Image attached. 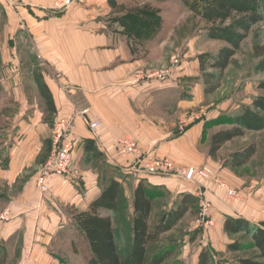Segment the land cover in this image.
<instances>
[{"label": "crops", "instance_id": "crops-1", "mask_svg": "<svg viewBox=\"0 0 264 264\" xmlns=\"http://www.w3.org/2000/svg\"><path fill=\"white\" fill-rule=\"evenodd\" d=\"M55 2L0 0V14L9 29L7 45H12L10 49H3L4 54H12L8 59L5 57L3 63L6 60L12 63L11 72L16 74L12 87L6 80L3 84L7 89L20 92V48L13 44L17 34L24 35L38 72L52 94L56 120L63 117L72 121V133L78 142L71 173L67 177L52 178L50 194L40 192L37 175L20 184V192L9 199V205L0 212L7 211L9 215L5 220L0 219V242H10L18 234L23 238L21 253L27 252L28 257L31 245L35 244L33 254L50 260L53 256L47 254L46 248L42 250L30 238H53L57 231L66 230L73 218L67 217L60 207L70 205L79 212L87 211L112 179L125 187L128 182H134L133 193L144 181L177 196L191 194L199 201L203 197L211 202L216 217L244 218L264 228V213L257 206L258 199L249 188L242 191L236 188L240 187V180L229 169H223L221 174L228 177L232 188L240 191L238 201H231L224 192H218L211 181L189 182L182 176L191 166L215 167L211 163L214 159L208 155L209 148L207 159L200 157L198 149L204 125L218 117L216 112L211 117L209 113L203 120L189 121V126L182 128L189 117L186 111L205 100V86L199 80L195 89L187 92L184 86L179 87L180 78L195 76L199 79L200 72H176L157 81L156 72L137 71L143 65V59L138 56L141 48L136 49L127 37L111 34L101 21V13L109 10L114 0H83L66 10L55 9ZM137 76H142V80L137 81ZM21 119L18 125L24 124L23 117ZM35 121L41 123L39 117ZM92 122L99 124L97 132L91 130ZM176 130L181 131L175 135ZM33 132L37 134L34 127ZM34 134L30 131L24 135L22 143L18 142L7 151L5 146L0 149V165L5 166L1 177H7L10 185L16 183L20 173L30 164L32 155L28 144L36 140ZM123 138L133 139L142 154L153 152L174 161L175 174L148 175L136 165L134 155L117 156L115 145ZM90 139L95 140L103 154L104 162L98 168L94 166L98 159L86 160L85 142ZM1 156L7 160L3 162ZM218 176L223 179L220 174Z\"/></svg>", "mask_w": 264, "mask_h": 264}, {"label": "rangeland", "instance_id": "rangeland-1", "mask_svg": "<svg viewBox=\"0 0 264 264\" xmlns=\"http://www.w3.org/2000/svg\"><path fill=\"white\" fill-rule=\"evenodd\" d=\"M145 4L159 7L163 14L164 25L162 28L163 32L160 33L156 40L149 42L138 52V56L141 57L139 59H143V65L137 71L163 72L164 74L170 73L174 75L176 72H200L198 56L206 53H216L225 46L224 43L211 41L206 37L202 30L203 25L193 18L180 0L166 1L164 3L146 0H114L109 10L101 13V21L104 25H107V29L111 31V34L122 37L117 34L116 30L119 27L113 22L117 14L120 13L119 10ZM8 30L5 27L3 16L0 14V134L2 135L0 149L5 146L7 151L18 142L22 143L24 135L29 134L30 131L34 134L33 127L37 132V134H34L36 140L30 141L28 144L32 155L29 158L30 164H27L24 172L20 173L15 184L10 185L7 177L6 179L1 177V174L4 175L5 166L3 164L0 165V194L3 193L11 199L20 192L21 183L28 182L36 175L38 178L41 167L46 163L57 112L55 109H50L46 104L40 84L41 73L38 72V65L32 59L34 54L28 43H25L24 35L18 36L17 34L15 36V44H13L17 49L20 48L18 58L21 73L19 81V84H21L20 92L7 89L8 86L3 84L4 80H6L12 87L16 82V74L11 72L12 63L7 60L5 64L3 63V59L11 54V52L4 54L3 49L12 48L11 44L7 45ZM263 53L264 22L256 25L243 42L241 53L233 58L230 67L221 80L219 88L211 94L204 93L205 100L202 101L200 106L194 107L188 112L186 111L189 116L205 110L210 113V117L215 112L218 117H224H221L223 120L221 123L208 124L206 128L204 127L201 145L198 149L200 157L207 159L205 155L209 148V136L211 133L231 128V124L227 121L228 118H225L226 116L237 115L241 112L242 107H252L254 103L264 107V72L257 73L256 69ZM167 77H170V75L168 74ZM180 80L179 87L184 86L188 92L195 89L196 83L201 79L189 76L186 79L181 77ZM22 117L25 122L22 125H18L19 121H22ZM29 117L32 119L29 120ZM38 117L41 119V123L35 121ZM179 131L181 130H176L174 132L175 135ZM7 134H10L9 138H6ZM23 143L25 142L23 141ZM253 144L257 146V153L252 160L241 168H232L229 165L232 156ZM1 160L5 162L7 159L3 157ZM103 162V158L98 159L94 166L98 168ZM211 163L215 166L212 167L215 175L220 178L218 176L220 174L223 177L221 179H225L224 181L228 184V177L222 175L221 171L229 169L240 180V187L236 186V188L241 191L244 188H249L250 193L258 199L259 205L257 206H259L260 212L264 213V130L248 132L245 136L228 143L218 154L217 160H212ZM191 168L196 169L198 167L191 166L187 170ZM182 176L187 180L184 174ZM187 181L195 182V180ZM133 184L134 182H128L126 187L124 186L120 201L121 209L117 214L112 215L121 254L124 253L128 244L127 233L133 215ZM149 190L157 203L153 221H157L162 212L171 213L180 200V196L166 189L149 188ZM9 203V200L5 203H0V212L6 209ZM60 209L65 212L67 217L69 216L73 219L75 214L79 212L78 208L70 205H62ZM209 218L214 221L213 227L204 228L198 226V221L201 220L199 207V210L188 214L172 231L161 237L160 243L156 246L157 251L171 253L170 259L165 264H198L199 255L204 249L211 251L213 264H240L241 259H252L259 255L250 236L245 233L228 234L225 232L224 221L226 216L222 215L220 217L219 215L216 217L211 211ZM57 233L56 237H46L43 240L40 237L30 238L33 243L40 245L42 250L46 248L47 254L53 256L51 257L53 259L48 256L50 260H46L40 254H33L34 247H36L35 244L31 245V253L28 257L27 252L23 251L21 253L23 238L18 236V234L15 235L10 242L6 243L9 254L7 264H86L88 257L87 247L78 237L72 222L69 223L66 230L61 229ZM234 243H239L241 250L237 252L230 251L228 246ZM26 250L28 251L27 248H25Z\"/></svg>", "mask_w": 264, "mask_h": 264}, {"label": "trees", "instance_id": "trees-1", "mask_svg": "<svg viewBox=\"0 0 264 264\" xmlns=\"http://www.w3.org/2000/svg\"><path fill=\"white\" fill-rule=\"evenodd\" d=\"M138 1V0H130ZM164 3L172 0H146ZM193 18L203 25L202 30L211 41L224 43L216 53L198 56L200 79L206 94L216 91L225 72L235 56L241 53L242 44L252 29L264 22V0H180ZM158 5V4H157ZM113 22L119 27L116 32L127 37L136 49H140L163 32L164 18L159 7L151 4L122 8ZM257 66V73L264 72V53ZM42 94L47 106L54 110V100L43 79L40 80ZM223 116L207 121L204 125L221 123ZM230 129L215 131L209 136L208 155L216 160L220 151L228 143L243 137L248 132L264 130V107L254 103L252 107L244 106L237 115H229ZM2 135L0 134V139ZM50 149L52 143H49ZM86 160L100 159L95 140L85 142ZM257 153L255 144L236 152L229 161L232 168L247 165ZM47 161V160H46ZM149 188L153 187L142 181L133 193V215L127 233L128 244L124 253H120L118 237L113 224L112 215L121 209V197L124 186L112 179L103 189L101 195L94 200L89 209L77 212L72 221L78 237L87 247L86 264H165L171 257L169 252L157 251L161 237L172 231L188 214L199 210V198L191 194L180 195L177 206L171 213L162 212L157 221H153L156 208L155 197ZM165 190V189H164ZM170 192V191H169ZM9 200L0 194V203ZM228 234L245 233L250 236L254 248L259 255L252 259H241L240 264H264V228L252 224L244 218L227 217L224 223ZM6 241L0 242V264H7L8 251ZM233 252L241 250L239 243L230 244ZM198 264H213L209 249L199 255Z\"/></svg>", "mask_w": 264, "mask_h": 264}, {"label": "built area", "instance_id": "built-area-1", "mask_svg": "<svg viewBox=\"0 0 264 264\" xmlns=\"http://www.w3.org/2000/svg\"><path fill=\"white\" fill-rule=\"evenodd\" d=\"M83 0H56L55 9L66 10L72 5L82 2ZM159 72L155 74L158 80H165L167 75ZM137 81L142 80V76L136 77ZM209 112L201 110L199 113L191 114L186 122L182 124L185 129L189 126V121L194 122L203 120L208 116ZM71 121L68 118L60 117L56 120L54 125L51 142L52 147L46 163L41 167L37 184L40 192L44 195L50 194L51 188L49 181L55 177H67L71 173L73 155L77 146V138L73 135L71 130ZM99 124L92 122L90 124L91 130L97 132ZM116 155L121 157L134 155L137 158L136 165L148 175L156 176H172L175 174V164L168 158L160 157L151 153L142 154L138 149L137 143L131 138H123L116 142ZM133 166V165H131ZM130 166V167H131ZM185 175L187 180H195L200 182H213L216 185L218 192H224L226 197L231 201H238L240 199L239 192L232 188L227 182L218 178L212 168L203 166L202 168H191L184 170L182 175ZM212 211V204L208 199L201 197L200 212L201 220L198 221V226L209 228L214 226V221L209 218ZM8 212L4 211L0 214V219L8 218Z\"/></svg>", "mask_w": 264, "mask_h": 264}]
</instances>
